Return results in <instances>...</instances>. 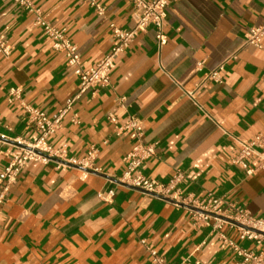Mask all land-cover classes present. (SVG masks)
Instances as JSON below:
<instances>
[{
	"label": "crops",
	"instance_id": "obj_1",
	"mask_svg": "<svg viewBox=\"0 0 264 264\" xmlns=\"http://www.w3.org/2000/svg\"><path fill=\"white\" fill-rule=\"evenodd\" d=\"M95 1L103 16L86 0H32L52 27L65 31L87 67L116 45L111 23L135 28L129 0ZM263 22L264 0L172 2L166 45H158L153 27L139 33L117 59L111 85L83 94L48 139L64 146L67 160L81 161L95 149L91 167L31 162L10 187L0 207V264H152L149 247L169 264H238L222 235L264 255V243L242 241L230 227L221 233L198 227L190 209L120 185L134 142L116 137L108 121L110 113L125 120L117 107L125 98L143 123L144 144L154 146L134 176L166 184L181 172L183 196L211 194L264 219V172L249 176L230 164L240 143L264 137V50L245 43ZM0 35L11 48L9 57L0 55V135L32 137L23 107L52 116L76 95L79 81L36 16L15 0H0ZM223 63V84L208 81ZM18 152L0 146V172ZM256 167L254 159L249 168Z\"/></svg>",
	"mask_w": 264,
	"mask_h": 264
},
{
	"label": "built area",
	"instance_id": "obj_2",
	"mask_svg": "<svg viewBox=\"0 0 264 264\" xmlns=\"http://www.w3.org/2000/svg\"><path fill=\"white\" fill-rule=\"evenodd\" d=\"M96 8L98 14L103 16L104 9L100 8L95 0H86ZM176 0H129L134 9L135 28L125 31L115 24L109 25L116 45L110 53L93 67H87L78 47L72 43L65 31L52 27L40 13L32 0H15V3L24 11L36 16V24L43 28L45 34L52 40L54 51L64 55L66 68L79 81L78 91L74 97L67 100L65 106L56 114L49 116L46 112L31 106L23 107V117L27 124L36 131L34 136L19 137L9 141L6 136L0 135V146L4 144L16 147L19 152L8 156L7 165L0 172V207L5 204L10 187L16 183L23 169L31 162L47 163L56 161L59 165H72L88 169L94 160L97 151L92 149L85 159L81 161L67 160L64 146L53 147L48 139L53 136L62 125L64 117L72 110L76 101L92 89L106 88L111 85V75L115 69L116 61L126 49L134 42L139 33L147 28L156 29V39L160 47L166 45L167 37L163 32L167 19V9ZM264 22L252 27L245 36V43L257 49L264 50ZM11 48L6 39L0 35V55L9 57ZM225 63L211 71L207 80L215 84H223ZM17 97V92L13 94ZM190 98L194 100L193 95ZM13 101V99H12ZM118 111L125 115V120L120 122L115 113L108 115V121L113 125L114 134L118 138H129L134 142L132 151L124 159L126 171L118 179L120 185L139 190L151 198L168 199L178 207H186L193 212L194 224L198 227H208L214 233H221L226 227L238 231L239 239L250 241L256 245L264 243V219L251 217L246 210L227 204L222 198L208 195L203 199H196L192 195L183 196L178 185L183 181L184 175L178 172L172 176L168 183H159L149 180L141 175L134 176L142 164L155 154L154 146L145 145L143 142L144 128L140 119L130 114L126 99L117 101ZM30 137V138H29ZM264 137L257 135L250 143H240L238 152L230 159V164L239 166L251 176L256 172H264ZM257 161V167L250 169L252 160ZM112 195V192L109 193ZM222 239L234 250L240 258L238 264H264V255L243 250L225 236ZM152 264H169L155 249L148 248Z\"/></svg>",
	"mask_w": 264,
	"mask_h": 264
},
{
	"label": "water",
	"instance_id": "obj_3",
	"mask_svg": "<svg viewBox=\"0 0 264 264\" xmlns=\"http://www.w3.org/2000/svg\"><path fill=\"white\" fill-rule=\"evenodd\" d=\"M163 200L168 201V202H170V203H173L172 201H170V200H168V199H163ZM182 207H184V206H182ZM185 208H186V207H185ZM190 210H193V209H190Z\"/></svg>",
	"mask_w": 264,
	"mask_h": 264
}]
</instances>
